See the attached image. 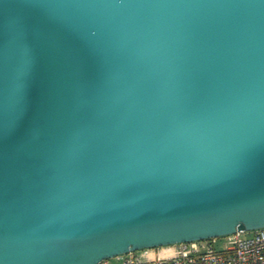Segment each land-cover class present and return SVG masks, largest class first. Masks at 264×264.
<instances>
[{"label":"water","instance_id":"water-1","mask_svg":"<svg viewBox=\"0 0 264 264\" xmlns=\"http://www.w3.org/2000/svg\"><path fill=\"white\" fill-rule=\"evenodd\" d=\"M261 228L264 0H0V264Z\"/></svg>","mask_w":264,"mask_h":264},{"label":"built area","instance_id":"built-area-1","mask_svg":"<svg viewBox=\"0 0 264 264\" xmlns=\"http://www.w3.org/2000/svg\"><path fill=\"white\" fill-rule=\"evenodd\" d=\"M112 259L118 264H264V228L221 238L147 248ZM111 259L100 264H110Z\"/></svg>","mask_w":264,"mask_h":264},{"label":"rangeland","instance_id":"rangeland-1","mask_svg":"<svg viewBox=\"0 0 264 264\" xmlns=\"http://www.w3.org/2000/svg\"><path fill=\"white\" fill-rule=\"evenodd\" d=\"M110 264H118V263L115 261V259H111Z\"/></svg>","mask_w":264,"mask_h":264}]
</instances>
